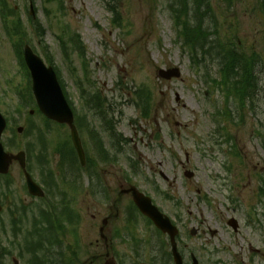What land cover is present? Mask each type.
Here are the masks:
<instances>
[{
	"label": "rangeland",
	"instance_id": "374dc122",
	"mask_svg": "<svg viewBox=\"0 0 264 264\" xmlns=\"http://www.w3.org/2000/svg\"><path fill=\"white\" fill-rule=\"evenodd\" d=\"M9 2L19 9L24 38L43 58L47 54L53 57L77 111H89V120L106 144L110 137L101 131L104 123L99 111L96 106L91 109L89 101L86 106L81 89L99 91L100 103L108 106L106 114L124 139L118 162L102 167L104 183L110 192L115 191L111 195H118L120 186L131 184L154 197L180 227L179 248L190 263L193 253L200 264H264V13L256 0H206L199 7L204 12L211 10L208 17L195 15L198 1L188 0L191 18L203 21L208 42L221 38L225 44L237 45L240 51L256 53L260 84L252 104L244 107L232 96L227 103L224 88L210 81L220 79L216 54L200 56V64H196L183 48L166 0H62L61 5L56 0H33L36 19L43 24L42 34L32 22L31 0ZM109 3L121 14L122 25L113 21L115 14L109 11ZM2 26L0 18V110L18 119L16 126H43L37 113L28 122L30 108L20 106L19 89L29 81ZM64 28L81 36L87 75L76 52L70 61L63 58L58 35ZM175 67L181 71L179 78L159 77V69ZM144 89L150 93L147 111L144 104L137 103ZM213 105L218 112L226 110L229 117L220 115L217 123ZM50 127L48 147L54 153L57 143L69 138V130ZM82 131L88 147L89 134ZM10 133L4 134L5 140ZM35 142L33 132L22 134L11 151L25 150ZM94 151L90 148L92 154L97 153ZM130 160L136 161L137 174L132 172ZM52 162L53 166L57 162L54 155ZM31 165L39 180L36 161ZM187 170L194 173L192 177L185 175ZM10 173L12 192L4 180L0 181V240L17 255L18 249L11 243L14 237L6 226L8 209L27 194L17 163ZM127 175H133L131 182L126 180ZM87 184L88 180L82 182L84 187ZM85 197L84 188L76 196L78 204L85 205ZM128 201L124 196L122 204ZM231 217L239 222L237 232L228 225ZM3 222L7 233L1 226ZM89 223L86 219L82 224L86 226L84 242L95 245L100 236L97 229L90 233ZM138 225V235L155 243L156 253L164 250L162 243L168 248L164 235L161 237L143 221ZM191 229L197 230L195 236ZM10 257L4 264H9Z\"/></svg>",
	"mask_w": 264,
	"mask_h": 264
},
{
	"label": "flooded vegetation",
	"instance_id": "af4514ba",
	"mask_svg": "<svg viewBox=\"0 0 264 264\" xmlns=\"http://www.w3.org/2000/svg\"><path fill=\"white\" fill-rule=\"evenodd\" d=\"M89 180L87 197L85 202V215L90 218V228L97 229L100 239H96L95 245L85 244L78 240L81 237V228H71L62 236L66 242L39 243L21 245L20 252L22 264H156V244L147 243L148 239H142L138 235L140 217L132 207L131 198L126 205L122 204L123 195H110V189L106 184L100 191L93 188V175H86ZM123 185L121 186V189ZM96 192V194H94ZM115 191H111V194ZM17 207H22L24 216L18 225L30 224V216H38L42 219L39 229L43 232L47 226L53 223L55 206L50 203L34 204L33 202L20 201ZM98 209L96 212L92 210ZM8 218L12 228V219ZM86 229V230H87ZM89 235V234H87ZM100 241V242H99ZM32 247L25 249V247ZM18 246V249H20ZM96 247L95 249H91ZM25 249V250H24ZM12 264V260H10Z\"/></svg>",
	"mask_w": 264,
	"mask_h": 264
},
{
	"label": "trees",
	"instance_id": "16d2710c",
	"mask_svg": "<svg viewBox=\"0 0 264 264\" xmlns=\"http://www.w3.org/2000/svg\"><path fill=\"white\" fill-rule=\"evenodd\" d=\"M195 15L201 17L203 14L208 17V12L200 10V5L206 0H197ZM177 13V28L179 36L183 40V45L191 52L192 57H210L216 54L219 59L220 79H212L214 85L224 88L227 103L229 98L235 97L237 104L242 107L256 95L260 80L256 72L258 57L255 53L247 55L240 51L237 45L225 44L221 38L208 42L209 34L204 29L202 20H192L191 12L188 8V0H174L171 5ZM209 44V47H208ZM216 50L215 52H212ZM227 115L228 112H225Z\"/></svg>",
	"mask_w": 264,
	"mask_h": 264
},
{
	"label": "water",
	"instance_id": "95a60500",
	"mask_svg": "<svg viewBox=\"0 0 264 264\" xmlns=\"http://www.w3.org/2000/svg\"><path fill=\"white\" fill-rule=\"evenodd\" d=\"M26 60L28 66L31 69L33 77V89L36 95L40 109L51 119L57 120L62 123H68L72 130V136L76 148L79 152L82 163L85 161V156L82 150L81 142L78 136L75 125L73 124V114L65 100L64 94L59 86L56 74L50 67L47 68L43 61L36 55H34L29 49L26 52ZM178 69L173 70H160V75L166 78L172 76H179ZM5 127V120L0 115V137ZM10 157L4 153V150L0 144V172H6L10 162ZM30 182L31 191L36 192L34 185ZM137 204L141 210L151 217L158 227L164 232H168L172 237L173 253L177 264H182V258L177 251L174 236L177 233L175 227L172 226L170 219L162 215L148 198L139 197L136 199ZM236 227V224L234 223Z\"/></svg>",
	"mask_w": 264,
	"mask_h": 264
},
{
	"label": "bare ground",
	"instance_id": "6f19581e",
	"mask_svg": "<svg viewBox=\"0 0 264 264\" xmlns=\"http://www.w3.org/2000/svg\"><path fill=\"white\" fill-rule=\"evenodd\" d=\"M186 105V104H185Z\"/></svg>",
	"mask_w": 264,
	"mask_h": 264
}]
</instances>
